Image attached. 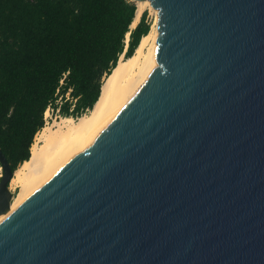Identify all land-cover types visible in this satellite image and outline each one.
<instances>
[{
  "label": "water",
  "instance_id": "water-1",
  "mask_svg": "<svg viewBox=\"0 0 264 264\" xmlns=\"http://www.w3.org/2000/svg\"><path fill=\"white\" fill-rule=\"evenodd\" d=\"M149 1L159 67L0 222V264H264V0Z\"/></svg>",
  "mask_w": 264,
  "mask_h": 264
},
{
  "label": "trees",
  "instance_id": "trees-1",
  "mask_svg": "<svg viewBox=\"0 0 264 264\" xmlns=\"http://www.w3.org/2000/svg\"><path fill=\"white\" fill-rule=\"evenodd\" d=\"M136 12L133 0H0V148L14 172L48 109L74 118L93 109L150 31L146 13L131 29Z\"/></svg>",
  "mask_w": 264,
  "mask_h": 264
},
{
  "label": "bare ground",
  "instance_id": "bare-ground-1",
  "mask_svg": "<svg viewBox=\"0 0 264 264\" xmlns=\"http://www.w3.org/2000/svg\"><path fill=\"white\" fill-rule=\"evenodd\" d=\"M136 2L138 10L131 26L137 25L143 8L149 6L156 15L152 30L142 38L132 56L120 57L117 66L104 79L100 97L89 114L78 119L63 117L53 126L43 127L36 134L29 160L19 166L11 181V185L20 188V193L12 199L9 210L0 215V222L79 156L89 135L123 105L136 88L149 78L152 71L159 67L155 61L157 11L149 0Z\"/></svg>",
  "mask_w": 264,
  "mask_h": 264
},
{
  "label": "rangeland",
  "instance_id": "rangeland-1",
  "mask_svg": "<svg viewBox=\"0 0 264 264\" xmlns=\"http://www.w3.org/2000/svg\"><path fill=\"white\" fill-rule=\"evenodd\" d=\"M136 4H137V2H136ZM137 10H138V5H137ZM144 13H146V22H147V24L150 25V30H152V27H153V25H154V23L156 21V15H155L154 10H152V8L149 7V6H145L143 8V10L141 12V15H140V19H139L137 25L139 24V22H140V20H141V18H142V16H143ZM136 14H137V12H136ZM135 27H132L131 26V29H134ZM123 55L125 56V54H123ZM89 113L90 112H88V114ZM63 117L64 116H61L58 111H53L52 109L47 110V112L45 113V125H44V127H46V126H53L56 122L60 121L61 118H63ZM75 119H78V118H75ZM35 137H36V135H35ZM35 137H34V140H35ZM9 187H10V191L12 192L13 198H16L18 196V194L20 193V188H18L17 186L11 185V182H10Z\"/></svg>",
  "mask_w": 264,
  "mask_h": 264
},
{
  "label": "built area",
  "instance_id": "built-area-1",
  "mask_svg": "<svg viewBox=\"0 0 264 264\" xmlns=\"http://www.w3.org/2000/svg\"><path fill=\"white\" fill-rule=\"evenodd\" d=\"M48 110H49V109H48ZM2 175H3V169H2V166H1V164H0V179H1Z\"/></svg>",
  "mask_w": 264,
  "mask_h": 264
}]
</instances>
